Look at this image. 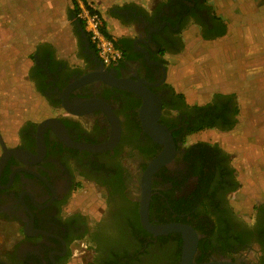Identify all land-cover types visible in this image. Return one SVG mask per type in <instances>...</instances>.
Masks as SVG:
<instances>
[{"label":"flooded vegetation","instance_id":"flooded-vegetation-1","mask_svg":"<svg viewBox=\"0 0 264 264\" xmlns=\"http://www.w3.org/2000/svg\"><path fill=\"white\" fill-rule=\"evenodd\" d=\"M71 1L73 59L42 43L25 71L8 73L29 83L49 110L16 120L15 131L0 127V264H182V235L155 236L141 220L146 170L165 147L143 127V97L114 80L139 83L160 99L157 123L174 143L172 162L150 179V224L190 226L198 235L195 264H264V202L238 212L233 155L208 139L187 141L204 129L234 131L243 118L236 93L190 104L169 77L170 57L183 52L186 33L225 37L211 0L126 4L117 16L131 32L117 38L123 59L112 66L99 59ZM116 137L110 149H96ZM80 193L84 205L76 207Z\"/></svg>","mask_w":264,"mask_h":264},{"label":"rangeland","instance_id":"rangeland-1","mask_svg":"<svg viewBox=\"0 0 264 264\" xmlns=\"http://www.w3.org/2000/svg\"><path fill=\"white\" fill-rule=\"evenodd\" d=\"M221 1L222 7L217 4V1L215 3L216 14L224 20H226L225 16L234 19L239 11L227 14L228 12L225 11L229 10L230 2L228 3L227 0ZM225 1L228 6L225 5ZM235 1H238L242 7L251 2L250 0ZM89 5L94 11H97L94 4ZM256 5L261 8L260 12H257L254 6L253 8H246L247 13L243 14L244 18L249 17L246 18L247 21L244 23L241 36L236 34L238 32L237 25L234 28L233 33L240 44L235 47L236 53L228 54L229 60L231 56H235L236 59L241 61L242 74L238 71V62L232 61L231 64L227 62V54H225V49L228 48V44H225V41H228L227 39L219 38L208 41L196 32H192L190 37L186 39L184 53L172 57V60L170 59L169 70L170 81L175 90L190 104L205 105V103L211 101L215 94L236 93L239 108H241L240 111L244 115L243 118L239 115V125L234 131L223 134L222 132L204 129L202 132L190 136L187 141L190 144L194 141L208 139L212 143H217L225 152L233 155L232 164L236 169L241 187L232 197L231 203L241 214L251 213L256 202H264V125L263 129L254 125L256 117L262 118L263 121L259 120L264 122V109L256 111L254 109L255 104H253L256 101L261 105L262 102L264 106V86L263 88H259L261 86L257 88V83L255 85L256 79L252 78L249 81L250 85L244 89L245 80L242 77L243 73L251 76L257 75V72L260 71L264 72V60H262L264 58V0H258ZM224 6L226 7L223 8ZM97 12L102 16L99 11ZM75 13L77 15L78 10H75ZM73 34L74 28L72 27L70 36H73ZM238 46H241L240 49ZM59 48L67 53L73 51L69 49L67 44L59 46ZM260 53L262 54L261 60L259 59L261 58ZM254 56L259 58L257 57L253 64L248 63V61H252ZM257 67L262 68L260 70ZM260 74L264 83V77L261 72ZM26 87L19 94L10 95V93H7L6 101L2 100L0 119L4 124L0 127L5 133L17 129L16 120H21L23 117L44 115L49 110L43 99L30 93L32 88H28L27 85ZM244 105L252 106L244 109ZM246 121H250V125ZM87 197H90L89 193H87ZM74 201L76 207L84 205L81 193Z\"/></svg>","mask_w":264,"mask_h":264},{"label":"crops","instance_id":"crops-1","mask_svg":"<svg viewBox=\"0 0 264 264\" xmlns=\"http://www.w3.org/2000/svg\"><path fill=\"white\" fill-rule=\"evenodd\" d=\"M86 1L88 4H94L96 7L94 5L93 7L102 14L106 32L111 35L114 41H117V38L124 35L126 32L128 35L131 32L130 29H126L127 27L125 24H123L117 16L120 14L122 7L126 4H132L143 8L147 7L149 9L152 5V0ZM216 1L217 4L222 7L221 0H211L214 8ZM227 1L228 3L230 2V5L228 6L225 1V5L229 8V10H226L225 12H228L227 14H232L239 11V14L234 17V19H232V17H226L225 15L226 20L222 19L227 25L225 37H222L224 40H228L225 41V44H228V48L225 49V54H227L226 57L228 64H231L232 61L239 63L238 71L242 74L240 65L241 61L236 59L237 57L235 56H231V59L229 60L228 56L229 53H236L235 47L240 44L235 38L233 30L237 25L236 28L238 29V32L236 34L241 36L240 34L243 30L244 23L247 21L246 18L249 17L244 18L243 14L247 13L246 8H253L255 6L254 9H256L257 12H260L261 8L256 5L258 0H250L251 2L246 3L245 7L239 5L238 1ZM225 7L226 6L223 8ZM214 12L216 13V8L214 9ZM73 14V4L71 0H0V50L4 53L2 54V61L4 62L2 67L5 69L4 73H2L4 77L2 76V79L0 80V88L5 89L4 95L7 93H10V95L22 93L23 88H27L26 85L28 88H31V85L25 82L22 77L19 78L17 77L18 75L12 77V75H8V73L9 70H12V72L14 71V69H12L14 66H16L15 69L25 71L31 63L30 56L38 45L42 43H51L59 48V46H65V44H67L69 49L73 50V45L75 46V37L74 34L73 36H70V31L73 27L71 19L73 18H69L71 15L73 17ZM186 34L188 39L190 34ZM240 47L241 46H238L239 49ZM184 51L182 53H184ZM61 53H64L65 55L67 54L71 57L70 59H73V51H70L69 53L61 51ZM182 53L171 56L170 59L172 57L180 56ZM259 55L261 58L254 56L255 58L253 57L252 61H248V63L253 64L257 57L261 60L262 54L260 53ZM262 60H264V58ZM261 68L262 67L259 69L261 70ZM260 72L264 77V72ZM260 72H257V75L251 76H247L246 73H243L242 77L245 80L244 89L250 85L249 81L252 78L256 79L255 85L257 83V88L259 86H261L259 88H263L264 83L261 80ZM2 99L6 101V96ZM253 104H255L254 109L256 111L264 109L262 102L261 105L256 101ZM250 107L251 105L243 106L244 109ZM259 119L263 121L262 118L256 117L254 125L260 126L263 129L264 122H261ZM246 123L250 125V121H246Z\"/></svg>","mask_w":264,"mask_h":264},{"label":"water","instance_id":"water-1","mask_svg":"<svg viewBox=\"0 0 264 264\" xmlns=\"http://www.w3.org/2000/svg\"><path fill=\"white\" fill-rule=\"evenodd\" d=\"M83 35L85 31L83 30ZM117 87L128 89L140 94L144 99V104L141 110V118L143 127L150 137L157 143L165 147V150L153 161L146 170L145 178L143 180V201L141 209V220L143 227L155 236H162L171 233H179L182 235L183 244V262L182 264H195L193 257L198 244L197 233L188 225L181 223H171L166 225L154 226L148 220V209L150 203V190L149 183L151 176L159 168L168 165L172 162L175 154V147L172 141L170 132L164 126L157 123L161 113L160 99L153 95L149 90L145 89L139 83L130 82L128 80H114L113 82ZM140 89V90H139ZM94 104V102H93ZM53 119L47 120L43 123L42 127L49 125ZM118 141V137L114 138L109 144L96 148L99 151L108 150L113 147ZM210 264V263H208ZM219 264H232V263H219Z\"/></svg>","mask_w":264,"mask_h":264},{"label":"built area","instance_id":"built-area-1","mask_svg":"<svg viewBox=\"0 0 264 264\" xmlns=\"http://www.w3.org/2000/svg\"><path fill=\"white\" fill-rule=\"evenodd\" d=\"M78 9L79 19L83 22L85 30L96 49L103 64L112 66L118 64L123 58L122 51L116 46L114 39L104 33V19L97 11H91L83 0H74Z\"/></svg>","mask_w":264,"mask_h":264},{"label":"trees","instance_id":"trees-1","mask_svg":"<svg viewBox=\"0 0 264 264\" xmlns=\"http://www.w3.org/2000/svg\"><path fill=\"white\" fill-rule=\"evenodd\" d=\"M84 1V3H85V5L91 10V11H94L93 10V8L88 4V2L86 1V0H83ZM83 26H84V24H83ZM84 29H85V26H84ZM105 31H104V33L106 34V36L108 37V38H110V39H113L112 37H111V35H109L107 32H106V29H104ZM115 44H116V46L117 47H119V48H121L120 47V45H119V43L117 42V41H115ZM183 97V96H182ZM201 146V145H200ZM191 150H195V148H192ZM204 151V150H203ZM207 181H208V178L205 176V177H201V186L203 187V186H208L207 185ZM204 188V187H203ZM199 191H201V189H199Z\"/></svg>","mask_w":264,"mask_h":264}]
</instances>
